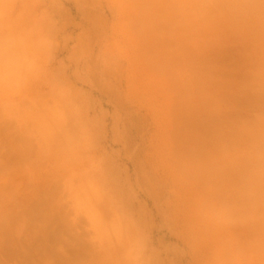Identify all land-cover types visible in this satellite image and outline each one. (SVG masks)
Instances as JSON below:
<instances>
[{
  "label": "rangeland",
  "instance_id": "1",
  "mask_svg": "<svg viewBox=\"0 0 264 264\" xmlns=\"http://www.w3.org/2000/svg\"><path fill=\"white\" fill-rule=\"evenodd\" d=\"M98 2L0 0V264H195L202 242H173L158 212L155 120L123 99V68L116 99L95 84L111 79Z\"/></svg>",
  "mask_w": 264,
  "mask_h": 264
},
{
  "label": "crops",
  "instance_id": "2",
  "mask_svg": "<svg viewBox=\"0 0 264 264\" xmlns=\"http://www.w3.org/2000/svg\"><path fill=\"white\" fill-rule=\"evenodd\" d=\"M101 2L111 79L95 84L116 99L123 68V99L155 120L141 148L168 234L202 242L190 263L264 264V0Z\"/></svg>",
  "mask_w": 264,
  "mask_h": 264
}]
</instances>
